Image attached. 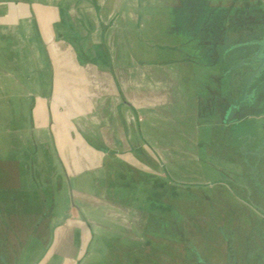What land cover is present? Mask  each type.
I'll list each match as a JSON object with an SVG mask.
<instances>
[{"label":"crops","instance_id":"0c3cea01","mask_svg":"<svg viewBox=\"0 0 264 264\" xmlns=\"http://www.w3.org/2000/svg\"><path fill=\"white\" fill-rule=\"evenodd\" d=\"M256 151L264 0H0V168L48 220L41 263L143 249Z\"/></svg>","mask_w":264,"mask_h":264},{"label":"rangeland","instance_id":"374dc122","mask_svg":"<svg viewBox=\"0 0 264 264\" xmlns=\"http://www.w3.org/2000/svg\"><path fill=\"white\" fill-rule=\"evenodd\" d=\"M256 152L225 153L234 165L225 170L233 189L176 202V215L159 218L143 249L113 246L87 264H264V156ZM13 175L0 168V253L12 264H45L48 220L41 218L35 196L19 191Z\"/></svg>","mask_w":264,"mask_h":264},{"label":"trees","instance_id":"16d2710c","mask_svg":"<svg viewBox=\"0 0 264 264\" xmlns=\"http://www.w3.org/2000/svg\"><path fill=\"white\" fill-rule=\"evenodd\" d=\"M6 256L7 254L4 252L0 253V264H12L10 260H7L8 258Z\"/></svg>","mask_w":264,"mask_h":264}]
</instances>
